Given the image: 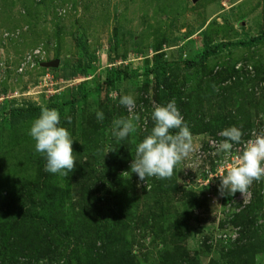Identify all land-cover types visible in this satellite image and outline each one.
I'll use <instances>...</instances> for the list:
<instances>
[{
    "label": "rangeland",
    "instance_id": "obj_1",
    "mask_svg": "<svg viewBox=\"0 0 264 264\" xmlns=\"http://www.w3.org/2000/svg\"><path fill=\"white\" fill-rule=\"evenodd\" d=\"M258 35L260 41L249 42ZM221 42L233 45L183 66ZM34 50L40 57L18 71ZM160 59L178 62L179 70L156 87L143 71ZM119 70L125 75L104 84L108 71ZM123 95L135 98L141 119L136 133L117 140L112 122L129 115L119 103ZM0 96V216L32 200L43 203L34 212L58 214L73 228L87 187L96 228L120 242L135 264H160L166 249L186 264H228L229 249L242 241L233 217L258 198L252 213L264 236V179L244 195H221L216 177L244 146L218 153L225 128H241L243 142L264 133V0H0ZM172 100L194 151L170 179L140 181L130 172L136 146L154 126V107ZM21 101L62 105L61 126L72 135L77 159L67 177L46 172L45 156L35 150L29 132L40 114L13 126L6 121L8 106ZM81 163L92 170L77 177ZM177 229L184 238L166 244ZM253 264H264V249Z\"/></svg>",
    "mask_w": 264,
    "mask_h": 264
},
{
    "label": "trees",
    "instance_id": "obj_2",
    "mask_svg": "<svg viewBox=\"0 0 264 264\" xmlns=\"http://www.w3.org/2000/svg\"><path fill=\"white\" fill-rule=\"evenodd\" d=\"M261 36H255L249 40L250 43L258 42ZM246 42H237L234 45H245ZM233 45L229 42H221L206 46L198 55L189 60H185L183 66L191 67L196 63L207 59L209 56L219 52L223 48ZM86 54V53H85ZM93 58V57H92ZM91 60V59H89ZM86 62V66L89 64ZM179 70L178 62L166 60H154L152 65L145 67L143 76H151L154 86L163 85L165 80ZM125 75L119 71H108L104 84L111 85L115 77ZM70 104H73L74 95L71 94ZM8 105V104H7ZM49 108H56L61 113L62 105L51 104ZM6 113V121L10 126L20 121L38 116L41 106L29 101L12 102ZM81 163L78 166V176L84 175L85 171L91 172L92 165ZM36 180L43 175L41 167L36 169ZM86 180V179H85ZM89 178L86 180V182ZM40 184V182H39ZM83 194H88L87 187L82 188ZM32 192L40 193L36 187ZM39 195V194H38ZM81 197L79 213L73 228H68L65 220L58 214L47 217L46 214L34 212L35 207L43 208V203L35 201H25L15 214L10 217L0 216V264H40V260H45V264H135L129 252L121 249V243L113 240L109 234L98 231L94 219V197L85 199ZM257 198V197H256ZM259 199V198H258ZM247 206L244 210L234 215L233 224L240 225L241 232L236 241L241 243L231 247L228 251V264H253L254 257L264 249V236L262 226L256 221L252 209L260 205V200ZM173 236L165 238L169 245L184 238L181 229H177ZM176 234V235H175ZM172 253V254H171ZM160 264H186L184 257H180L177 252L164 250L162 252ZM55 259V260H54Z\"/></svg>",
    "mask_w": 264,
    "mask_h": 264
},
{
    "label": "clouds",
    "instance_id": "obj_3",
    "mask_svg": "<svg viewBox=\"0 0 264 264\" xmlns=\"http://www.w3.org/2000/svg\"><path fill=\"white\" fill-rule=\"evenodd\" d=\"M112 98L116 99V96ZM119 103L128 109L129 115L114 119L111 132L117 140H124L138 131L141 118L134 111L136 101L132 95H123ZM96 116L98 120L104 118L102 111H97ZM65 119L71 123L70 116ZM151 119L154 126L137 144L136 156L130 165V172L144 182L148 177L170 179L177 166L194 151L192 134L174 100L155 106ZM29 135L35 142L36 152L45 156L46 172L67 177L74 170L77 159L73 154V138L70 131L61 126L58 109L41 105L40 115L33 121ZM220 135L223 139L217 145L218 153L230 154L234 145L244 144L232 166L216 176L220 178V194L240 192L244 195L254 181L264 179V133L243 142L241 128L230 126Z\"/></svg>",
    "mask_w": 264,
    "mask_h": 264
},
{
    "label": "built area",
    "instance_id": "obj_4",
    "mask_svg": "<svg viewBox=\"0 0 264 264\" xmlns=\"http://www.w3.org/2000/svg\"><path fill=\"white\" fill-rule=\"evenodd\" d=\"M39 53H40V52H39L38 50H34V51L31 52V54H28L27 57L24 59V61L21 63L20 68H17V70H18V71H21V70L23 69L24 64L27 63V62L29 63L28 66H29V67H32L33 64H34V62H35L34 57H40V56H39ZM39 62H40V61H39ZM2 99H3V97L0 96V101H1Z\"/></svg>",
    "mask_w": 264,
    "mask_h": 264
},
{
    "label": "water",
    "instance_id": "obj_5",
    "mask_svg": "<svg viewBox=\"0 0 264 264\" xmlns=\"http://www.w3.org/2000/svg\"><path fill=\"white\" fill-rule=\"evenodd\" d=\"M45 63H43V65H44ZM56 64V61H53V62H48V63H46L45 65H51V66H54Z\"/></svg>",
    "mask_w": 264,
    "mask_h": 264
}]
</instances>
